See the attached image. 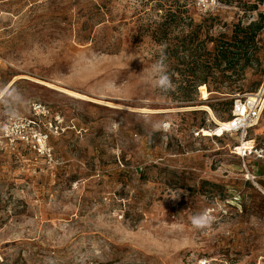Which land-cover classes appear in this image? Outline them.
<instances>
[{
    "label": "rangeland",
    "instance_id": "1",
    "mask_svg": "<svg viewBox=\"0 0 264 264\" xmlns=\"http://www.w3.org/2000/svg\"><path fill=\"white\" fill-rule=\"evenodd\" d=\"M215 1L0 0V264H264V158L237 152L264 149V106L221 129L236 99L264 100V0ZM170 8L183 20L157 41ZM162 52L167 92L148 76ZM33 104L51 156L3 137Z\"/></svg>",
    "mask_w": 264,
    "mask_h": 264
},
{
    "label": "built area",
    "instance_id": "2",
    "mask_svg": "<svg viewBox=\"0 0 264 264\" xmlns=\"http://www.w3.org/2000/svg\"><path fill=\"white\" fill-rule=\"evenodd\" d=\"M199 3L203 7L208 8L216 6L215 0H199ZM263 103V91L247 98L241 97L236 99L233 104L232 121L235 123L233 130H241L247 133L254 128L260 119L264 106ZM31 113L32 115L29 117H11L4 125L3 137L12 144H22L40 154L51 156V149L49 147L51 137L50 127L52 128L53 124L50 123L48 128L43 122V119L51 115L50 110L41 104H33ZM245 144L247 146L243 144L242 147H237L238 154H241L239 152L242 151L244 154L254 155L259 159L264 158L263 148L256 147L252 141H247ZM0 260H2L1 257Z\"/></svg>",
    "mask_w": 264,
    "mask_h": 264
},
{
    "label": "trees",
    "instance_id": "3",
    "mask_svg": "<svg viewBox=\"0 0 264 264\" xmlns=\"http://www.w3.org/2000/svg\"><path fill=\"white\" fill-rule=\"evenodd\" d=\"M184 12L181 11V8H178L174 10L173 8H170L168 11L165 12L164 16H161V19L158 23H155V26L152 31V36L157 40L160 41L161 38L167 37L168 34L174 32L177 28H179L180 21L183 20ZM261 17H264L261 14ZM170 19V20H169ZM170 27V29H168ZM249 30H253L254 36L257 34V32L261 31L263 29V26L261 23H251V25L248 27ZM253 36V38H254ZM245 40H248L247 38ZM226 46H221V50L219 52V56L222 59V61L226 62H233L239 53V50H241V39L235 37L231 40V42L224 43ZM203 82V84H206V79H196L195 81V88L199 87V82ZM218 92V91H217ZM194 101L192 97H186L184 99V102L191 103Z\"/></svg>",
    "mask_w": 264,
    "mask_h": 264
},
{
    "label": "clouds",
    "instance_id": "4",
    "mask_svg": "<svg viewBox=\"0 0 264 264\" xmlns=\"http://www.w3.org/2000/svg\"><path fill=\"white\" fill-rule=\"evenodd\" d=\"M135 59V58H134ZM167 57L162 52L160 58L152 64L148 76L154 80L155 86L161 91L167 92L173 87L172 80L167 72V65L165 63ZM7 93L4 90H0V101ZM145 124L151 129L150 135L156 131H160L165 126L161 122H153L151 120H145ZM181 193L171 196L174 199H178ZM213 222V217L208 213L207 210L194 214L191 217V224L196 229H206L210 227Z\"/></svg>",
    "mask_w": 264,
    "mask_h": 264
},
{
    "label": "bare ground",
    "instance_id": "5",
    "mask_svg": "<svg viewBox=\"0 0 264 264\" xmlns=\"http://www.w3.org/2000/svg\"><path fill=\"white\" fill-rule=\"evenodd\" d=\"M62 91L66 92V93H68L70 95L76 96L77 98H83V99L85 98V96H82V95L77 94V93H73V92H70V91H67V90H62ZM234 125H235V123H233V121L231 120L228 123L221 124V127H222L221 129H223L225 132L231 131V130H233Z\"/></svg>",
    "mask_w": 264,
    "mask_h": 264
}]
</instances>
